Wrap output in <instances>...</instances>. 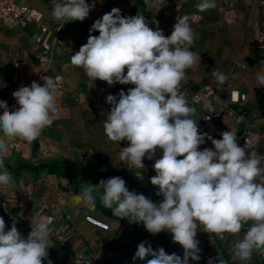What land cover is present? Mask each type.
I'll return each mask as SVG.
<instances>
[{
	"label": "clouds",
	"instance_id": "clouds-1",
	"mask_svg": "<svg viewBox=\"0 0 264 264\" xmlns=\"http://www.w3.org/2000/svg\"><path fill=\"white\" fill-rule=\"evenodd\" d=\"M165 0H161V5ZM51 15L66 22L84 21L95 8L86 0H52ZM215 0H200V12L215 8ZM64 23V24H65ZM149 27L141 14L123 16L119 8L94 21L87 42L71 56V64L82 68L92 82L100 80L109 86L134 85L127 94L121 90L118 98L109 94L111 106L103 120L108 140L127 141L120 159L143 170L146 157L155 159V176L150 183L163 196L158 205L144 194L129 191L121 177L101 179L97 186L82 187L73 201L94 209V192L102 189L101 202L113 209V214L128 218L130 223H143L153 236L168 231L172 240L184 249L183 258L166 254L163 248L153 250L142 242L137 246V259L146 264H189L199 261L200 249L195 239L198 230L214 233L222 239L225 233L238 235L251 221L242 239L232 246L233 260L248 262L253 250L264 254V166L254 143L240 147L232 131L220 133L221 139H211L214 150L204 148L207 134L198 128L197 109L190 106L181 83L186 70L200 56L190 50L195 35L188 16H178L170 36L158 27ZM59 30V29H58ZM98 32L99 35H91ZM38 40L39 37H34ZM125 69L126 74H125ZM212 76L219 84L227 77L218 70ZM59 78H56L58 80ZM258 86L264 87V75L257 74ZM43 85L33 81L30 86L16 89L12 95L17 107L9 109L0 100V185L11 186L13 176L6 168L4 156L9 143L17 139L32 142L53 123L59 114L56 99L58 85L50 76H42ZM204 109L210 104L205 103ZM212 112V111H209ZM244 120L237 117V124ZM249 150L250 153H249ZM178 157H183L179 158ZM31 231L25 238L14 220L10 230L0 217V264H52L48 259L51 226L39 215L30 217ZM218 264H227L220 254ZM77 264V262H76ZM208 264H214L209 259Z\"/></svg>",
	"mask_w": 264,
	"mask_h": 264
},
{
	"label": "crops",
	"instance_id": "crops-1",
	"mask_svg": "<svg viewBox=\"0 0 264 264\" xmlns=\"http://www.w3.org/2000/svg\"><path fill=\"white\" fill-rule=\"evenodd\" d=\"M30 3L43 9L47 14L52 12V0H17ZM200 0H103L96 10L85 21L66 22L65 34L56 47V58L51 70L43 74V65L37 55L41 49L34 39L37 28L28 27L7 28L0 22V100L7 104L15 98L12 93L22 86H30L33 81L43 85L42 76L54 77L61 73L64 77L63 87L58 89L56 103L59 114L53 123L46 127L41 135L27 142L19 140L20 147L13 148L9 143V151L5 160L6 168L13 176L11 186L0 185V217L5 221V230H10L14 220L18 231L25 237L30 231V217L40 215L45 207H51L56 213L58 223L70 224L77 232L74 247L94 254L99 248H117L120 255L128 261H133L137 250L133 229L127 222L105 216L94 207L90 209L82 203L73 201V196L80 195L69 185L68 180L43 170L38 178L33 173L15 167L31 162L41 163L50 160H69L87 169H102L108 172L119 171L129 190H137L157 205L163 201V196L156 195L158 187L150 183V178L156 173L153 169L156 157L143 160V170L120 159L123 147L127 141L120 143L108 140L103 128V120L111 106L106 103V97L111 94L118 98L123 90L126 94L134 85L119 83L109 86L106 82L91 81L82 68L71 64V56L87 42L92 24L98 18L119 8L123 16L143 15L153 30L157 25L167 37L171 35L173 25L178 16H188L199 11L196 5ZM215 8L203 12L200 23H189L195 35L194 45L190 50L200 56L191 68L186 70L187 79L182 81L181 89H201L210 83L220 94L223 101L228 99V92L237 89L246 94L237 107L244 120L237 124L236 120L224 113L223 121L228 130H235L246 123L264 131V87H259L257 74L264 75V52L255 43L251 21L264 11V3H259L255 12L251 13L252 0H215ZM237 10V18L233 23L224 19L225 10ZM91 35L98 36V32ZM47 38L51 34H47ZM218 70L227 77L224 84H219L212 76ZM125 69V74H126ZM205 109L197 107L198 128L202 125ZM0 114L3 109L0 108ZM207 148V143L198 150ZM182 158V157H178ZM9 168V169H8ZM18 174L19 179L15 178ZM63 186H67L66 189ZM56 207V210L54 209ZM55 212H54V210ZM90 217V219H88ZM92 219V220H91ZM100 223L108 225V228ZM195 239L199 242L201 254L210 243V235L198 230ZM182 248V246L180 245ZM183 249V248H182ZM62 255L61 250L54 246L52 258ZM138 264H141L136 260Z\"/></svg>",
	"mask_w": 264,
	"mask_h": 264
},
{
	"label": "built area",
	"instance_id": "built-area-1",
	"mask_svg": "<svg viewBox=\"0 0 264 264\" xmlns=\"http://www.w3.org/2000/svg\"><path fill=\"white\" fill-rule=\"evenodd\" d=\"M102 1L103 0H95V8L90 11L89 16L98 8ZM93 2L94 0H86V3L89 4ZM259 3H264V0H252V14L255 12ZM237 15V10L231 8L225 11L224 19L227 23H233ZM89 16L85 20H87ZM202 18L203 15L200 12H194L190 15L192 22H199ZM0 22L7 28H25L34 25L37 28L36 37H39L36 41L41 47L37 58L43 65L42 72L45 74L52 69L56 58L57 44L65 34V21L54 19L51 13L47 14L40 7L30 3H22L17 0H0ZM251 29L256 45L261 47L264 52V11H262L259 16H254L252 18ZM47 34H51V37L47 38ZM56 78L59 79L56 80ZM53 79L56 80L58 89L63 87L64 77L61 73L54 74ZM182 92L185 94L190 106L196 107L204 105L205 103L211 105L209 109H205L199 131L207 134L205 136L207 148L214 150V145L209 137L212 139H221L220 133L231 131L227 129L223 121V115L226 113L237 121V117L240 116V110L237 104L241 100L246 99V94L241 93L237 89H231L228 92V99L223 101L214 86L210 83L205 84L198 90H186ZM7 106L9 109H15L17 107L16 100L14 99L9 102ZM232 132L237 135V143L240 147H244L247 143H254L256 145L255 150L261 157L262 166H264V131L246 123L244 126H239ZM10 145L13 148H19L20 142L15 140L12 141ZM250 151L251 150H249V153ZM41 218L48 221L52 229L50 236V246H52L48 249V259L52 261V264H76V262L77 264H121L122 261L114 248L102 247L94 254H90L85 250H75L73 247V227L69 224L58 223L55 213H43ZM88 219H90V217H88ZM100 225L105 228L108 227L103 223H100ZM54 246H57L62 252V255L58 258H52ZM217 247L216 244L211 246L212 249H216ZM42 264H47V260L43 261ZM227 264L232 263L228 261Z\"/></svg>",
	"mask_w": 264,
	"mask_h": 264
},
{
	"label": "trees",
	"instance_id": "trees-1",
	"mask_svg": "<svg viewBox=\"0 0 264 264\" xmlns=\"http://www.w3.org/2000/svg\"><path fill=\"white\" fill-rule=\"evenodd\" d=\"M232 8V7H231ZM228 8L227 10L231 9ZM235 9V8H234ZM225 10V11H227ZM200 12V11H195ZM194 13V12H192ZM191 13V14H192ZM203 15V12H200ZM190 14V15H191ZM189 15V19H190ZM203 18L199 22H193V23H200ZM191 21V19H190ZM192 22V21H191ZM186 90H197V89H191V88H183L181 91ZM216 90V89H215ZM217 91V90H216ZM218 93V92H217ZM219 94V93H218ZM220 95V94H219ZM198 106L195 108L197 109ZM9 169V168H8ZM17 170H27L28 172L33 173L34 178H38L43 170H46L48 173L55 174L59 178H65L68 180L69 185H72V189L74 191H81L82 187L93 185L97 186L99 184V181L101 179L107 180L108 178L112 177H121L122 173L119 171L115 172H108L102 169H87L85 167H82L78 164H75L69 160H50L45 161L41 163H31L27 162L24 164H21L17 167H15ZM19 179L18 174L15 175L16 179ZM122 178V177H121ZM65 187V186H63ZM68 188L67 186L65 187ZM129 190V189H128ZM133 191V190H129ZM137 194L138 191H134ZM101 194L102 189L98 190L97 192H94L95 196V206L98 210H100L105 216L117 219L122 222H127L133 229V238L136 244V247L144 242L145 246L151 245L153 250H158L159 248H163L166 252V254H177L183 258L184 249L180 247L178 243L173 242L172 235L168 231H163L155 236L150 234L144 227L143 223H130L128 218H121L119 216H116L113 214V209L105 207L101 202ZM251 221L248 222V224H245L241 230V232L238 235H232L229 233H225L223 239L214 233H209L210 235V243L208 247L206 248L205 252L203 254L199 253L200 259L199 261H192L189 260V264H208L209 259H212L214 264H218V261L216 260V257L218 254L225 259L227 262L231 261L232 264H264V254H261L257 251L252 252L251 260L248 262H241L239 260H233L232 258V246L242 237L244 236L247 229L251 226ZM104 224V223H103ZM70 225V224H69ZM107 225V224H106ZM72 226V225H70ZM108 226V225H107ZM73 227V226H72ZM108 228V227H107ZM73 247H74V240L77 236L76 229L73 227ZM213 244H216L218 247L216 249H212L211 246ZM75 250H77L74 247ZM117 252L119 251L117 248H114ZM118 256L121 259V264H133V261H128L125 258H123L120 253L118 252ZM147 259H151V257H146L144 261H141L139 259L138 262L141 264H146ZM135 264H138L137 261H135Z\"/></svg>",
	"mask_w": 264,
	"mask_h": 264
},
{
	"label": "rangeland",
	"instance_id": "rangeland-1",
	"mask_svg": "<svg viewBox=\"0 0 264 264\" xmlns=\"http://www.w3.org/2000/svg\"><path fill=\"white\" fill-rule=\"evenodd\" d=\"M54 209L56 210V207H54ZM54 209H53V210H54ZM55 210H54V212H55ZM47 212H52L51 207H45V209L41 211V213H40L39 216L41 217V215H42L43 213H47ZM55 214H56V213H55ZM27 230H28V231H31V228L29 227ZM254 251H255V250H254Z\"/></svg>",
	"mask_w": 264,
	"mask_h": 264
}]
</instances>
